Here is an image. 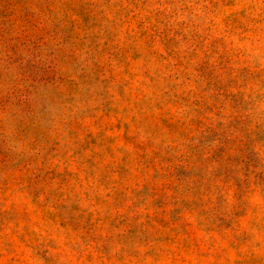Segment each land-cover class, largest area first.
Segmentation results:
<instances>
[{
  "label": "rangeland",
  "instance_id": "rangeland-1",
  "mask_svg": "<svg viewBox=\"0 0 264 264\" xmlns=\"http://www.w3.org/2000/svg\"><path fill=\"white\" fill-rule=\"evenodd\" d=\"M0 264H264V0H0Z\"/></svg>",
  "mask_w": 264,
  "mask_h": 264
}]
</instances>
